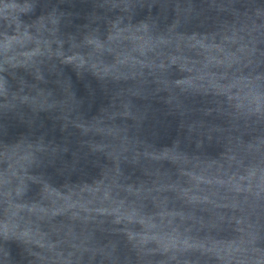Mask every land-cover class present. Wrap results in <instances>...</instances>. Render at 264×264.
Masks as SVG:
<instances>
[{"label": "water", "instance_id": "95a60500", "mask_svg": "<svg viewBox=\"0 0 264 264\" xmlns=\"http://www.w3.org/2000/svg\"><path fill=\"white\" fill-rule=\"evenodd\" d=\"M0 264H264V0H0Z\"/></svg>", "mask_w": 264, "mask_h": 264}]
</instances>
